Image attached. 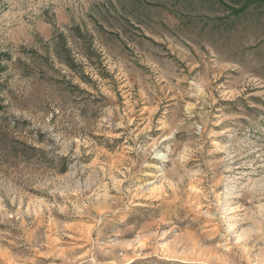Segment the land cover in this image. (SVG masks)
Listing matches in <instances>:
<instances>
[{
	"label": "rangeland",
	"instance_id": "obj_1",
	"mask_svg": "<svg viewBox=\"0 0 264 264\" xmlns=\"http://www.w3.org/2000/svg\"><path fill=\"white\" fill-rule=\"evenodd\" d=\"M0 264H264V0H0Z\"/></svg>",
	"mask_w": 264,
	"mask_h": 264
}]
</instances>
